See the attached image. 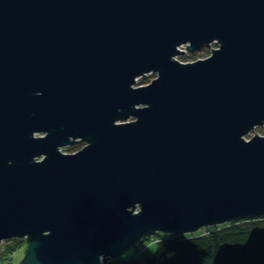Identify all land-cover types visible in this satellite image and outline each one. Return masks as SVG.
I'll use <instances>...</instances> for the list:
<instances>
[{
    "label": "water",
    "instance_id": "obj_1",
    "mask_svg": "<svg viewBox=\"0 0 264 264\" xmlns=\"http://www.w3.org/2000/svg\"><path fill=\"white\" fill-rule=\"evenodd\" d=\"M259 125L264 0H0V244H27L4 264L264 218Z\"/></svg>",
    "mask_w": 264,
    "mask_h": 264
},
{
    "label": "trees",
    "instance_id": "obj_2",
    "mask_svg": "<svg viewBox=\"0 0 264 264\" xmlns=\"http://www.w3.org/2000/svg\"><path fill=\"white\" fill-rule=\"evenodd\" d=\"M78 146L74 144L69 150ZM261 219L257 231L249 223ZM264 218H245L201 228L198 231L171 234L156 232L144 239L143 247L120 264H264ZM253 225V224H252ZM24 238H14L0 251L10 260ZM15 242V243H14ZM170 250V252H169ZM169 252V253H168ZM8 260V261H9Z\"/></svg>",
    "mask_w": 264,
    "mask_h": 264
},
{
    "label": "rangeland",
    "instance_id": "obj_3",
    "mask_svg": "<svg viewBox=\"0 0 264 264\" xmlns=\"http://www.w3.org/2000/svg\"><path fill=\"white\" fill-rule=\"evenodd\" d=\"M217 47V44L215 42H213L210 46H203L202 48L200 49H197V50H194V51H190L186 48V45H183L181 46V48L185 49L186 51L183 53V54H180L178 55V59L181 60V61H192V60H196L198 58H203V57H206L208 55L211 54V50L212 48H216ZM157 75L156 72H149L148 74H145L143 76H140L138 78V81L136 83V85H139V84H146L148 82H150L153 78H155V76ZM255 133H260V134H264V125H259V126H256L253 131L249 134V136L255 134ZM75 144H78V146L72 148L71 151H74V150H77L79 148H81L83 145V142L82 141H77ZM71 146V145H70ZM68 149V146L64 148L65 151H69L67 150ZM261 219H258V220H255V223H249V225L251 226H248L251 230L253 231H257L259 228V226H262L261 223H260ZM264 221V220H262ZM253 224V225H252ZM209 226H212V225H209ZM207 227V226H206ZM14 240V239H13ZM148 240L146 241H140L139 242V245H138V248L137 247H134L130 250H128L126 253H123L121 255V259H124V258H129L132 256L133 253H137L141 247H143V245L145 244V242H147ZM26 240L23 241L22 244L19 245L18 249L15 250V252L13 253L12 252V257L11 259L8 261L4 260L1 256V261L2 263L0 264H4L5 262H18L21 257L24 255L25 253V250H26V247H27V244L25 243ZM11 243H13L12 239H9V240H4L1 244H0V247L2 246L3 248H6L7 245H11ZM15 243V242H14ZM140 247V248H139ZM2 248V249H3ZM170 252V250H169ZM168 252V253H169ZM126 256H129V257H126ZM113 261V262H112ZM110 263H114L117 264L118 260L115 261L112 260Z\"/></svg>",
    "mask_w": 264,
    "mask_h": 264
},
{
    "label": "built area",
    "instance_id": "obj_4",
    "mask_svg": "<svg viewBox=\"0 0 264 264\" xmlns=\"http://www.w3.org/2000/svg\"><path fill=\"white\" fill-rule=\"evenodd\" d=\"M183 49V48H182ZM185 50V49H184ZM186 51V50H185ZM0 263H2V261H1V256H0Z\"/></svg>",
    "mask_w": 264,
    "mask_h": 264
},
{
    "label": "flooded vegetation",
    "instance_id": "obj_5",
    "mask_svg": "<svg viewBox=\"0 0 264 264\" xmlns=\"http://www.w3.org/2000/svg\"><path fill=\"white\" fill-rule=\"evenodd\" d=\"M2 248H3V247L1 246V247H0V251L2 250Z\"/></svg>",
    "mask_w": 264,
    "mask_h": 264
},
{
    "label": "bare ground",
    "instance_id": "obj_6",
    "mask_svg": "<svg viewBox=\"0 0 264 264\" xmlns=\"http://www.w3.org/2000/svg\"><path fill=\"white\" fill-rule=\"evenodd\" d=\"M217 46H218V44H217ZM12 240H13V238H12Z\"/></svg>",
    "mask_w": 264,
    "mask_h": 264
}]
</instances>
